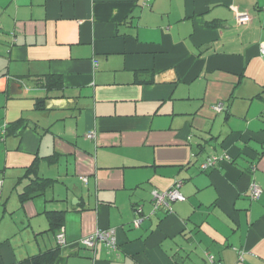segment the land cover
<instances>
[{
  "label": "crops",
  "instance_id": "crops-1",
  "mask_svg": "<svg viewBox=\"0 0 264 264\" xmlns=\"http://www.w3.org/2000/svg\"><path fill=\"white\" fill-rule=\"evenodd\" d=\"M143 1L0 0V264L57 247L47 212L53 264H264V0Z\"/></svg>",
  "mask_w": 264,
  "mask_h": 264
},
{
  "label": "built area",
  "instance_id": "built-area-1",
  "mask_svg": "<svg viewBox=\"0 0 264 264\" xmlns=\"http://www.w3.org/2000/svg\"><path fill=\"white\" fill-rule=\"evenodd\" d=\"M150 0H144L143 5H148ZM236 21L239 24H245L249 21V16L247 12H236ZM260 54L264 56V43L260 46ZM213 110L215 112H220L222 110V104L218 103L213 106ZM6 132V125H0V133L4 135ZM88 138L91 137L90 134L87 135ZM222 160V157L213 156L211 158H207L201 165V170H207L208 168L213 167L217 161ZM83 182H86V178H81ZM2 182L0 181V189ZM181 186V182H174L169 190L164 192H153L152 193V206L154 210L158 208H164L166 211L170 210V204L173 202H183L185 200L184 196L179 192V188ZM261 195V189L256 184H251L249 188V198L251 201H256L259 199ZM142 214L141 208H137L136 216L133 220V225L137 227L142 219L140 216ZM56 243L58 246L65 245V236H64V228H60L56 237ZM97 243H103L105 247L109 250H114L116 248V238H115V230L114 229H105V230H97L95 233L80 239L77 242V245L86 247L88 249H94ZM205 264H221L220 262H214L211 257H207V262Z\"/></svg>",
  "mask_w": 264,
  "mask_h": 264
},
{
  "label": "trees",
  "instance_id": "trees-1",
  "mask_svg": "<svg viewBox=\"0 0 264 264\" xmlns=\"http://www.w3.org/2000/svg\"><path fill=\"white\" fill-rule=\"evenodd\" d=\"M50 83L51 82L49 80L47 82V88L48 89H50L51 86H52V85H50ZM213 156H215V155H213ZM213 156L206 157L203 160V162L207 158H211ZM216 157H219V156H216ZM225 159H227L226 156H223L222 161L225 160ZM219 161H221V160H219ZM219 161H217L215 165H217ZM35 163L33 165H36ZM213 167H211V168H213ZM211 168H208L207 170H209ZM199 169H200V167H199ZM207 170H201L200 169V171H203V172L207 171ZM34 171H35V167L31 168L30 171L28 170L27 171L28 173L26 172V177H28L30 175V172H34ZM52 183H53V181L50 180V179H39V178L32 179L30 184L24 188L23 193H21L19 195V201L21 203H23V202L31 199L32 197L40 195L38 192H41L42 190H44L46 188H49L52 185ZM136 210H137V208L134 209V212H136ZM140 216H142V215H140ZM63 217H64V212H47L46 213V218H47V220L49 222V230L52 231L55 234V237H56L58 231L60 230V228H64V226H63ZM81 247H83V246H81ZM59 248H60V246L57 245V247L55 249H53V250L46 251V252L40 253L38 255L32 256V257H28V258H26V259H24V260H22L20 262H17L15 264H53L55 259L57 258L58 254H59ZM84 248H86V247H84ZM90 250H92V249H90Z\"/></svg>",
  "mask_w": 264,
  "mask_h": 264
},
{
  "label": "water",
  "instance_id": "water-1",
  "mask_svg": "<svg viewBox=\"0 0 264 264\" xmlns=\"http://www.w3.org/2000/svg\"><path fill=\"white\" fill-rule=\"evenodd\" d=\"M15 90V91H14ZM11 94L12 95H16V94H20V91H17V85L13 84L11 86Z\"/></svg>",
  "mask_w": 264,
  "mask_h": 264
}]
</instances>
